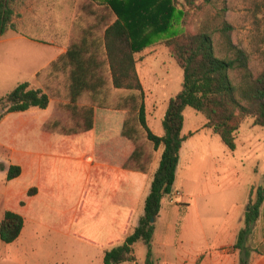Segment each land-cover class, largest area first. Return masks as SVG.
Returning a JSON list of instances; mask_svg holds the SVG:
<instances>
[{"label":"trees","instance_id":"16d2710c","mask_svg":"<svg viewBox=\"0 0 264 264\" xmlns=\"http://www.w3.org/2000/svg\"><path fill=\"white\" fill-rule=\"evenodd\" d=\"M184 1L190 7L198 1L212 2ZM173 2L104 0L102 3L110 13L103 15L83 9L74 22L78 36L44 72L48 82L56 84L55 91L62 88L67 100L62 107L69 112L74 125L66 127L58 120L44 125L47 131L59 134L49 149L51 156L43 165L39 183L28 190L27 196L42 195L50 203L63 206L65 219L55 228L104 249V264H139L135 255L139 242L147 247L144 264H156L155 222L163 201L174 193L186 141V108L201 113L206 118L205 128L212 130L230 151L237 148L238 132L246 118L264 127V69L257 75L251 73L250 56L234 45L228 24L223 30L228 57L216 55L213 38L205 31L176 35L171 28L184 12L177 10ZM15 3L16 0H0V38L9 29H15ZM147 24L156 27V34H168L166 45L183 70L182 90L168 102L161 136L148 124L146 94L137 71L136 55L149 43L141 37ZM235 71L242 73L241 84H236L231 76ZM51 90L49 85L44 89L33 88L29 82L19 84L0 98V122L11 113L46 110L52 101ZM146 144L155 152H162L144 214L129 234L153 169L154 156L147 152ZM81 145L92 158L90 167L94 173L88 178L83 174L88 163L76 160V150ZM6 169L8 181L22 179L20 165L6 168L0 163V170ZM263 204L264 184L251 192L244 226L238 231L234 246L246 252L247 257L248 243ZM26 205V199L18 202V207ZM24 225L20 212L7 210L0 221V240L14 243ZM242 263L248 264L245 260Z\"/></svg>","mask_w":264,"mask_h":264},{"label":"rangeland","instance_id":"374dc122","mask_svg":"<svg viewBox=\"0 0 264 264\" xmlns=\"http://www.w3.org/2000/svg\"><path fill=\"white\" fill-rule=\"evenodd\" d=\"M102 1L16 0L15 29H9L0 38V98L23 82H29L33 88L46 89L48 85L53 88L50 91L52 101L46 110L33 109L28 113L9 114L2 120L4 123L0 122V135H10L19 148L33 150V146L38 145L35 138L47 136L51 149L59 133L47 131L44 125L54 120L66 127L74 125L69 112L62 107L67 102L62 88L55 91L56 84L48 82L44 72L78 36L74 22L83 9L96 10L100 15L110 13ZM173 4L177 10L184 12L171 28L176 35L205 31L213 38L216 55L228 57L230 54L225 49L223 32L228 24L232 27L230 36L234 45L250 56L251 73L257 75L264 69V0H212L209 4L198 1L194 7L188 6L184 0H174ZM115 18L113 15L112 20ZM155 30L153 25H144L141 37L149 43L136 58L137 71L146 94L148 124L154 133L161 136L168 102L182 90L183 70L166 45L168 34H156ZM231 76L236 84L243 82L242 73L235 71ZM184 116L183 133H189L187 137L192 136L185 141L181 154L179 179L187 190L180 187L163 201L160 216L155 222L156 229L167 232L171 238L177 237L180 231L205 232L210 236L239 231L244 226V214L251 192L264 184V127L254 125L252 118H246L238 132L237 148L230 151L212 130L205 128L206 118L201 113L188 107ZM145 146L147 152L154 156L155 171L162 149L155 152L151 145ZM7 153L0 146V159L7 157ZM33 156L35 158L28 170L31 178L16 183L23 190L35 185L38 164L46 158L36 154ZM2 190L0 182V192ZM149 191L148 183L133 219L134 225L144 211L145 196ZM184 193L191 197L190 200H186V197L183 200ZM34 204L32 209L41 217V222L56 223L61 219L62 206L54 204L48 207L41 197H35ZM32 225L38 229L37 237L32 244H26L18 255L12 254L16 244H6L0 240V264H104L101 248L57 234L42 223L32 222ZM133 226H130V231ZM248 245L257 248L258 252H264V204ZM177 247L180 246L170 245V252H176ZM6 248H11V251L5 252ZM46 251L52 255L47 257L44 254ZM135 255L138 261H145L147 247L141 242L137 243Z\"/></svg>","mask_w":264,"mask_h":264},{"label":"crops","instance_id":"0c3cea01","mask_svg":"<svg viewBox=\"0 0 264 264\" xmlns=\"http://www.w3.org/2000/svg\"><path fill=\"white\" fill-rule=\"evenodd\" d=\"M33 110V109H32ZM40 110V109H39ZM31 111V110H30ZM30 111L24 112L28 113ZM11 114H16V113H11ZM9 115V114H8ZM3 122V121H2ZM4 123V122H3ZM2 124L0 123V129H1ZM184 130V129H183ZM189 134V133H188ZM187 134V135H188ZM184 136H186V140L188 136L183 133ZM33 139V138H32ZM48 137L47 136H40L35 138V142L38 144L37 146H33L32 149H21L19 148V145L17 141L15 142L11 139L10 135H0V146L5 148V151L8 152L7 157H2L0 159V163H3L6 168H8L10 165H20L23 168V174H22V179H14L11 181H8L7 179V169L6 170H0V182L3 185V190L0 192L1 198H0V221L2 220L5 212L7 210H14L17 212H20L24 219H25V225L23 228V231L18 238L17 241H15L12 244H16V249H13V253L15 255H18L21 253V251L26 247V244H32V241L37 237L36 229L35 226L32 225V222L35 223H42L44 226L52 229L53 231L57 232V234H63L66 236H70L74 239L72 235L68 233H63L58 231L55 226L60 225L63 223V220L65 219V209L62 206L61 209V219L58 220L56 223H52L53 226L47 225L45 222L40 221V216L36 215L35 212L33 211L32 207L35 201V197H41L43 201L45 202L46 206L52 207L54 204L57 206L59 204L56 203H50L48 200L45 199L44 196L42 195H37L33 197H28L27 192L30 188L23 190L22 188H19L16 186L17 181L18 182H25L27 179L31 178L30 173H29V164L33 162V158H35L33 155H41L45 156V160L38 164L39 172L38 176L36 179L35 185L39 183L41 172L43 165L51 156V152H49V145H48ZM56 142V140H55ZM54 142V143H55ZM17 145V148H16ZM185 142L183 144L184 148ZM182 148V151H183ZM181 151V154L183 153ZM76 160L82 162V163H88L89 167L88 168H83V174L86 176V178L92 176L94 173V170L90 167L92 163V158L91 154L87 152L83 146L81 145L78 147L76 150ZM87 158V159H85ZM182 166V156L180 159V164L177 170V178L176 182L174 185V190H180L179 188L181 187L186 188L183 182H180L179 176H180V170ZM158 168V166H157ZM156 168V169H157ZM155 169V171H156ZM153 171V169H152ZM150 175L148 178L145 188L147 187V184H150V190H151V183L153 179V174L154 172ZM86 181V179H85ZM34 185V186H35ZM144 191L141 195V198L145 192ZM187 190V188L185 189ZM150 191L146 194L145 200L147 196L149 195ZM186 197V198H185ZM140 198V202H141ZM184 198L188 200L191 198L188 194H183V200ZM22 199H26L27 205L25 207H18V202ZM190 200V199H189ZM140 205V203H139ZM61 206V205H60ZM145 206V205H144ZM139 208V206H138ZM45 209V208H44ZM48 210V209H46ZM138 209L135 213L137 215ZM47 213V212H46ZM144 214L143 213L139 216L140 217ZM135 215L132 218L131 225L133 226V219L135 218ZM138 219V223H139ZM27 223L29 224V227L27 226ZM137 224H135L132 228V231L129 232L131 234L135 227H137ZM28 227V228H27ZM33 229H30L32 228ZM30 229V230H29ZM50 234V233H48ZM237 234L238 231L235 232H230V233H224V234H213L210 236L209 234L205 232H197V231H180L177 234V237H168L167 232L159 231L156 229L155 236H154V241H153V254H154V259L156 260V264H243L242 261L245 260L248 262V264H264V252H258L256 249L257 248H249L250 255L247 257L246 252H242L240 249H236L234 246L237 242ZM102 239H104V236H102ZM176 240V242H172V240ZM78 240V239H76ZM80 241V240H78ZM82 242V241H80ZM84 243V242H82ZM87 244V243H85ZM172 244H177L180 247H177L176 252H170L169 246ZM90 245V244H88ZM92 246V245H91ZM94 247V246H93ZM250 247V246H249ZM97 248V247H96ZM5 249V252L11 251V248ZM103 252V260H104V249H101ZM44 254L48 257L49 255H52V253H49L48 251L44 252ZM138 261V259H137ZM146 261V259H145ZM145 261L140 262L138 261L139 264H144ZM128 263V262H126ZM123 263V264H126ZM84 264H93V263H84ZM136 264V263H134Z\"/></svg>","mask_w":264,"mask_h":264},{"label":"water","instance_id":"95a60500","mask_svg":"<svg viewBox=\"0 0 264 264\" xmlns=\"http://www.w3.org/2000/svg\"><path fill=\"white\" fill-rule=\"evenodd\" d=\"M152 222H154V219H152Z\"/></svg>","mask_w":264,"mask_h":264}]
</instances>
